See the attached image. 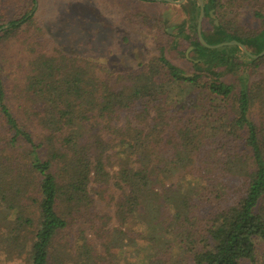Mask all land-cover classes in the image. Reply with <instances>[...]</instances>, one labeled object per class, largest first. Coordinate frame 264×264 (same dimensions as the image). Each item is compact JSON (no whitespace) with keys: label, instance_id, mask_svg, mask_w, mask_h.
Instances as JSON below:
<instances>
[{"label":"trees","instance_id":"trees-1","mask_svg":"<svg viewBox=\"0 0 264 264\" xmlns=\"http://www.w3.org/2000/svg\"><path fill=\"white\" fill-rule=\"evenodd\" d=\"M27 1L20 14L23 0H0V41L13 39L25 64L10 90L0 70V243L27 246V264H128L126 253L133 264L254 262L264 243V76H251L264 55L202 46L199 7L186 0L192 25L178 35L191 71L158 46L115 73L47 41L37 0ZM244 6L258 29L239 22ZM203 10L207 44L262 52L264 0H203ZM91 184L101 199L110 193L117 226L95 212Z\"/></svg>","mask_w":264,"mask_h":264},{"label":"rangeland","instance_id":"rangeland-1","mask_svg":"<svg viewBox=\"0 0 264 264\" xmlns=\"http://www.w3.org/2000/svg\"><path fill=\"white\" fill-rule=\"evenodd\" d=\"M185 1L171 4L158 0H37L32 12L47 41L65 53L86 58L108 71L118 73L135 69L138 60L154 57L158 46L165 47L167 56L175 65L191 71L188 45L182 35H178L179 25L183 23L186 31L192 25L188 23L182 6ZM29 7L28 1L23 0L19 13ZM251 10L247 6L242 7L238 14L239 22L248 30L258 29L260 21L252 18ZM200 30L204 33L211 31L212 20L203 16ZM24 68L15 41H0V70L8 90L16 80H23ZM260 76H264V69H258L251 80ZM225 80L231 81L228 77ZM6 101L16 112L12 94L8 93ZM124 115L120 114L118 125L123 123ZM90 187L94 190L91 197L95 212L102 215L109 226H117L110 193L101 199L99 196L103 195L99 185L91 184ZM85 228L87 237L93 238V232ZM27 250V246L13 247L10 243L1 242L0 264H27ZM125 258H130L128 264H133V254L126 253ZM244 264H264V243L257 245L254 262Z\"/></svg>","mask_w":264,"mask_h":264},{"label":"water","instance_id":"water-1","mask_svg":"<svg viewBox=\"0 0 264 264\" xmlns=\"http://www.w3.org/2000/svg\"><path fill=\"white\" fill-rule=\"evenodd\" d=\"M158 1H163V2H167V3H171V4H180L182 3L184 0H158ZM197 2V5L199 7V14H198V18H197V25H196V34H197V39L198 41L200 42V44L206 48H209V49H217V48H220V47H223V46H237L242 53H244L246 56H248L249 58H252V59H256L258 57H261L264 55V49L262 50V52H260L259 54L257 55H254V54H251L249 51H247V49L245 48L244 45H242L241 43L237 42V41H229V42H225V43H220V44H217V45H209L207 44L203 38H202V35H201V30H200V23H201V20L204 16V10H203V1L202 0H196ZM7 26L6 25H3V27L0 28V32L2 30H4ZM190 50V48L188 49V51Z\"/></svg>","mask_w":264,"mask_h":264}]
</instances>
